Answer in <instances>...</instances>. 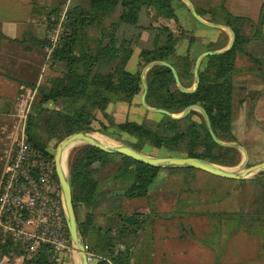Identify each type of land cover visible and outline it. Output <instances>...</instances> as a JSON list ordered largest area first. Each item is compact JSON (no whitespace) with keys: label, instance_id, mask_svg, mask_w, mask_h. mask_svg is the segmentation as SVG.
<instances>
[{"label":"trees","instance_id":"obj_1","mask_svg":"<svg viewBox=\"0 0 264 264\" xmlns=\"http://www.w3.org/2000/svg\"><path fill=\"white\" fill-rule=\"evenodd\" d=\"M192 1L207 20L230 26L236 33V42L231 50L203 60L201 83L194 93L179 89L170 67L158 65L150 69L146 76L147 102L173 114L182 113L192 104L202 105L218 137L238 142L234 130L237 59L249 55L247 46L251 42L264 41V1L257 21L233 13L227 5L229 0H221L217 5L208 0ZM66 4L65 1L49 13L48 29L52 25L51 17L58 15ZM68 4L66 23L70 32L53 52L50 72L38 86L27 122V137L34 147L55 163L50 145L58 146L76 132H100L149 155H160L165 150L164 155L200 157L227 167L242 162L239 149L222 146L213 139L199 110L175 119L151 112L141 102L144 91L141 74L148 63L170 62L178 70L183 85L190 88L195 83L198 56L228 46L226 31L213 28L220 32L219 37L206 42L178 14L180 5L188 7L183 0H72ZM145 10L147 24L143 25L141 18ZM190 14L196 19L191 11ZM248 25H252L251 34L246 29ZM42 44L46 50L48 37ZM132 61H135L134 70L130 69ZM34 86L36 83L31 85ZM118 103H126L129 110L142 108L143 119H130L129 114L118 118ZM114 162H119L114 173L102 177V171ZM162 169L165 168L124 154L108 153L90 144L71 151L68 170L79 229L88 252L99 256L100 264H132L140 235L148 230L152 214L107 211L106 225L99 226L96 209L113 197L118 201L147 198L155 189L153 185ZM167 169L182 170L189 175L201 171L213 178L228 179L193 167ZM55 176L58 179L56 172ZM110 180L120 184V188L107 189ZM81 207L87 210L84 219L79 213ZM217 215L223 217L224 213ZM222 227L221 220L217 233H222ZM187 230L199 240L193 228ZM203 242L208 244L205 239ZM16 257H23L22 264H64L67 252L55 254L50 245H43L37 252L29 253L12 241L0 239V264H11Z\"/></svg>","mask_w":264,"mask_h":264},{"label":"rangeland","instance_id":"obj_2","mask_svg":"<svg viewBox=\"0 0 264 264\" xmlns=\"http://www.w3.org/2000/svg\"><path fill=\"white\" fill-rule=\"evenodd\" d=\"M262 1L240 0L241 6L243 9L245 8V12L248 14L249 12L259 11V4ZM223 31L225 30L223 29ZM226 36L229 37L230 42L231 32L228 29H226ZM260 48H257L255 55L259 54ZM247 49L253 52L251 44L247 46ZM39 54L42 55L36 57V60L41 58V62L43 63L44 53ZM248 92L249 94H255L256 90L249 88ZM249 106L251 107V105ZM237 107L241 106L238 105ZM260 109L264 110V104ZM262 110L258 111L257 116L251 110L246 111L251 120L249 127L243 125V122L236 124L235 120L239 111L236 110L237 114L235 113L234 130L238 136V142H242L250 153L249 166L264 161V112L262 113ZM241 113L245 115V112L242 111ZM15 119L13 121V128L15 130V126L17 125L16 134L13 138H9L10 144L8 145L9 148H7L9 151L15 148L17 143L16 138L20 134L18 120L17 118ZM90 133L105 137L109 141V144H125L100 132ZM84 144L86 143L81 142L72 147L68 153V158L71 151L80 148ZM50 148L56 153V145L52 144ZM166 153L165 150L159 152L163 156ZM6 159L4 158L3 162L0 159L1 169L3 168V164L5 166ZM241 163L230 168H238ZM118 164L119 162H114L112 165L106 167L101 173L102 177H107L114 173ZM263 173L260 172L247 179L238 180L213 178L201 171H196L189 175L182 170L171 171L165 168L161 170L159 176L156 178L153 185L155 189L147 198H120L118 201L113 197V199L104 201L95 211L96 223L99 226L106 225L105 212L107 211L112 213L144 212L152 214L148 230L140 235V244L134 251L135 257L132 264H159L166 244L172 243L175 246V238L188 233L187 229L189 228L194 229L199 241L195 242V240H191L188 236H185V242L190 241L188 248L195 249L196 253L200 249L206 250L208 244H205L203 240L210 238L212 241L214 234H217V226L222 220L223 227L220 236L223 240L220 241V237L218 242L214 238L215 242H211V244H215V246L220 245V251L224 252L221 243L225 239L227 243L226 248H228V256L226 254L227 263L236 264L242 256L247 259L246 264H264V255L257 256L258 252L264 254ZM1 174L2 170L0 177ZM120 186V184H116L111 180L107 181L106 184L107 189L110 190H118ZM86 211L84 207L79 208L82 219L85 218ZM218 213H224L223 217L218 216ZM236 222L238 223L236 224ZM256 222L258 223L257 225H252ZM230 227L232 228L230 229ZM251 228L254 229V232L250 231ZM192 241L193 244H191ZM172 244L168 247L174 250ZM77 257L79 260V256ZM92 261L99 263V258L94 257Z\"/></svg>","mask_w":264,"mask_h":264},{"label":"crops","instance_id":"obj_3","mask_svg":"<svg viewBox=\"0 0 264 264\" xmlns=\"http://www.w3.org/2000/svg\"><path fill=\"white\" fill-rule=\"evenodd\" d=\"M65 1L70 3L72 0H0V159L2 162L4 158H7L10 152L7 149L10 144L9 138H13L16 134L17 125L14 130L13 121L16 120L15 115L20 94L24 89L30 88L31 85L35 83L37 85L39 81L42 82L45 79V75L44 77L42 76V69L46 59V50L43 47L42 41L48 37L49 33L47 16L52 10L62 6ZM208 1H211L214 5L221 2V0ZM263 1L259 4L258 13H246L245 8L243 9L241 6L240 0H229L227 5L233 13L247 16L257 21ZM188 7L183 5L178 7L177 12L181 18L195 28L197 33L205 38L206 42L217 40L220 32L194 19ZM146 14L147 10L142 14L141 19L143 25L147 24L145 23L147 21ZM248 26L249 27H246V29L248 34H251L252 25ZM250 44L253 52L249 49L248 52L253 53L255 57L251 59L249 56H239L237 59L238 71L234 76V102L235 109L239 111L237 112L238 114L236 113L237 118L235 122L236 124L243 122V125L247 127L250 126L251 120L246 111L251 110V112H254L255 116H257L258 111L262 110L260 108L264 104V41L254 40ZM257 48L261 50L259 49V54L255 55ZM39 53H44L43 63L41 62V58L36 60V57L42 55ZM134 62L135 61H132L130 64L131 70L135 69ZM249 88L256 90V93L249 94ZM136 103H139V101H136ZM238 105L241 107L238 108ZM249 105H251V107ZM118 106L120 107V110L117 111L118 118L122 119L124 114H129L130 119L138 121L143 119L144 112L142 108L134 107L132 110H129L130 107L126 103H118ZM143 107L145 108L144 105ZM242 111L245 112V115H242ZM263 112L264 110H262V113ZM4 167L3 164V168L1 169L0 165V172L2 170L3 173ZM237 223L238 222H236V224ZM220 235L219 232L214 234V238H216L218 242L221 237ZM185 236H188L191 240H195V242L199 241L189 233H184L181 237H176L175 246L172 243L166 244L165 251H163L159 264H229L226 260L228 248H226L227 243L225 239L223 243H221L224 252L220 251V245L215 246V244H211V242H215L214 238L212 241L209 238L207 240V249H198L199 251L196 253L195 249L188 248L190 241L185 242ZM221 240H223L222 237L220 241ZM171 244L174 250L168 247ZM191 244H193V241ZM263 255L264 254L261 252L257 254L258 257ZM23 260V257H18L12 264H22ZM246 262L247 259L241 256L236 264H246ZM64 264H80L74 251L67 252V258ZM90 264L99 263H97V261H92Z\"/></svg>","mask_w":264,"mask_h":264},{"label":"built area","instance_id":"obj_4","mask_svg":"<svg viewBox=\"0 0 264 264\" xmlns=\"http://www.w3.org/2000/svg\"><path fill=\"white\" fill-rule=\"evenodd\" d=\"M68 7L67 3L58 15L51 17L43 77L50 69L53 52L70 32L66 23ZM40 83L24 89L18 99L15 116L20 134L15 148L7 155L0 181V239L12 241L29 253L50 245L55 254H62L74 248L55 163L27 137V122ZM88 257L90 262L94 257L100 258L91 252Z\"/></svg>","mask_w":264,"mask_h":264},{"label":"water","instance_id":"obj_5","mask_svg":"<svg viewBox=\"0 0 264 264\" xmlns=\"http://www.w3.org/2000/svg\"><path fill=\"white\" fill-rule=\"evenodd\" d=\"M183 1L189 6L190 11L193 14V16L197 20H199L201 23L207 26L213 27V28H217V29H224V30L228 29L231 32V40L228 46H226L223 49L207 50L198 56L196 60V64H195V70H194L195 83L190 88H186L183 85L180 79L178 70L170 62L166 60H156V61H152L148 63L144 67L142 74H141L142 82L144 86V91L142 94V103L145 106V108L151 112L163 113L175 119H183L187 117L191 113V111L199 110L203 114L206 120L208 130L210 134L212 135L213 139L222 146L239 149L244 154V160L242 161L241 165L238 168H230V167L223 166V165L211 162L209 160H206L200 157L179 156V155H164V156L156 155L155 156V155H149V154L140 152L127 144H116V145L109 144L108 145L105 142L97 139L93 134L89 132H85V131H80V132L70 134L58 144L54 161H55L56 173H57V176L60 182V186H61V190L63 193L64 202H65L66 220L68 224L70 238L73 244L74 252L76 256H79L80 258L79 259L80 264H90V260L88 257L87 246L85 244V241L79 229V223H78L74 200H73V190H72V185L70 181L68 161H67L68 153L70 149L74 147L77 143L83 142L86 144H90L108 153L124 154L140 162H143L148 165L155 166V167H161V168L193 167V168L208 172L210 174L223 177V178H228V179L242 180V179H247L250 176L255 175L257 173L264 172V161L261 163L249 166L250 153L243 144H241L240 142L223 141L218 137V135L216 134L213 128L211 118L207 110L202 105L192 104L186 107L182 113L173 114L171 111L167 109L152 107L147 102L149 84L147 82L146 76L150 69L158 65L170 67L171 70L173 71V74H174V77L176 79V83L179 89L184 93H194L195 91H197L201 83L200 68H201L203 60L207 56L218 55L228 50H231L236 42V39H237L236 33L230 26L206 20L203 16L199 14L197 7L192 0H183Z\"/></svg>","mask_w":264,"mask_h":264},{"label":"bare ground","instance_id":"obj_6","mask_svg":"<svg viewBox=\"0 0 264 264\" xmlns=\"http://www.w3.org/2000/svg\"><path fill=\"white\" fill-rule=\"evenodd\" d=\"M93 135H94L97 139H99V140H101V141H103V142H105L106 144L109 145V141L106 140L105 137H103V136H99L98 134H93Z\"/></svg>","mask_w":264,"mask_h":264},{"label":"flooded vegetation","instance_id":"obj_7","mask_svg":"<svg viewBox=\"0 0 264 264\" xmlns=\"http://www.w3.org/2000/svg\"><path fill=\"white\" fill-rule=\"evenodd\" d=\"M249 53V55L247 54V56H249L251 59H254V54L253 53H250V52H248Z\"/></svg>","mask_w":264,"mask_h":264}]
</instances>
